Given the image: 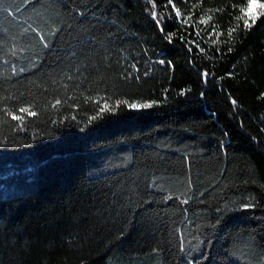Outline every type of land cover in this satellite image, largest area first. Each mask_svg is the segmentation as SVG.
Wrapping results in <instances>:
<instances>
[{
  "label": "trees",
  "instance_id": "1",
  "mask_svg": "<svg viewBox=\"0 0 264 264\" xmlns=\"http://www.w3.org/2000/svg\"><path fill=\"white\" fill-rule=\"evenodd\" d=\"M248 2L0 0V264H264Z\"/></svg>",
  "mask_w": 264,
  "mask_h": 264
},
{
  "label": "rangeland",
  "instance_id": "2",
  "mask_svg": "<svg viewBox=\"0 0 264 264\" xmlns=\"http://www.w3.org/2000/svg\"><path fill=\"white\" fill-rule=\"evenodd\" d=\"M261 3L257 0H252V6L251 8H248L249 2L245 9H248V14H245L247 18L251 19L256 17L259 14V11L262 9L259 7Z\"/></svg>",
  "mask_w": 264,
  "mask_h": 264
},
{
  "label": "snow or ice",
  "instance_id": "3",
  "mask_svg": "<svg viewBox=\"0 0 264 264\" xmlns=\"http://www.w3.org/2000/svg\"><path fill=\"white\" fill-rule=\"evenodd\" d=\"M251 6H252V0H249V5H248V8H251ZM259 7H261V8H264V4H260L259 5ZM244 11V13L245 14H248V9H244L243 10ZM57 103H59V101H57ZM131 107H133V108H135V107H137L136 105H132ZM143 107H150V105H144ZM22 111H27L26 109H22ZM31 114H35V113H31ZM18 117H16V116H13V119H17Z\"/></svg>",
  "mask_w": 264,
  "mask_h": 264
}]
</instances>
